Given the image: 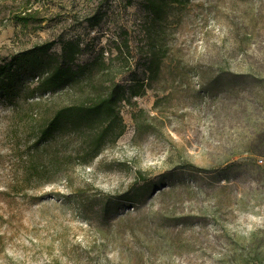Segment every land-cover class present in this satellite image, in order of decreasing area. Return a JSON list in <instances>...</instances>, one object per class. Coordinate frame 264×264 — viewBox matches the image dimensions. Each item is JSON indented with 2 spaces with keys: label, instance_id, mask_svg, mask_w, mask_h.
<instances>
[{
  "label": "rangeland",
  "instance_id": "1",
  "mask_svg": "<svg viewBox=\"0 0 264 264\" xmlns=\"http://www.w3.org/2000/svg\"><path fill=\"white\" fill-rule=\"evenodd\" d=\"M146 5L0 0V64L69 39L82 65L128 43L111 76L125 85L146 78L149 48L164 61L98 157L58 138L62 172L38 133L74 92L0 83V264H264V0H187L156 23Z\"/></svg>",
  "mask_w": 264,
  "mask_h": 264
},
{
  "label": "trees",
  "instance_id": "2",
  "mask_svg": "<svg viewBox=\"0 0 264 264\" xmlns=\"http://www.w3.org/2000/svg\"><path fill=\"white\" fill-rule=\"evenodd\" d=\"M187 0H146V8L154 22L165 18L166 9L174 4H185ZM39 11L20 15L16 19L19 23L29 25L40 21ZM54 44L36 46V48L24 51L11 61L0 64V83L3 92H10L22 78V74H28L39 79V86L46 90L56 92H74V98L69 104L60 107L54 116L41 126L39 138L57 140L58 144L52 148L51 167L59 168L64 155L60 145L70 138H77L79 143L69 157H85L89 163L105 149L110 142L123 135L125 124L121 116L119 106L124 101L130 103L132 98L145 96L146 89L159 79V74L164 64L163 59L157 55L156 48H149L145 60L146 67L143 70L145 79H133L129 85L123 84L117 78H112V67L114 61L130 52L128 43L124 47L116 44V55L112 54L108 62L105 60V49L102 48L90 63L77 64L78 59L83 56L85 49L80 42L74 39L61 41L62 52H51ZM42 77H41V76ZM41 77V78H40ZM19 84V83H18ZM83 88L84 96H77L75 92ZM89 88L90 90H86ZM33 152V153H32ZM30 157L34 158L32 150ZM64 156V157H63ZM31 170L34 175L44 172L41 167L31 161Z\"/></svg>",
  "mask_w": 264,
  "mask_h": 264
}]
</instances>
